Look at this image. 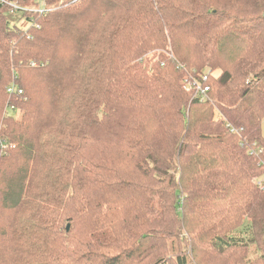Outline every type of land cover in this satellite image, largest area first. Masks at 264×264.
<instances>
[{"label": "trees", "instance_id": "trees-1", "mask_svg": "<svg viewBox=\"0 0 264 264\" xmlns=\"http://www.w3.org/2000/svg\"><path fill=\"white\" fill-rule=\"evenodd\" d=\"M263 126L264 0H0V264H264Z\"/></svg>", "mask_w": 264, "mask_h": 264}, {"label": "built area", "instance_id": "built-area-1", "mask_svg": "<svg viewBox=\"0 0 264 264\" xmlns=\"http://www.w3.org/2000/svg\"><path fill=\"white\" fill-rule=\"evenodd\" d=\"M17 10V9H15ZM44 10H41L43 12ZM16 12L12 11L11 14H15ZM165 54V53H164ZM36 64H32V66H35ZM162 66H165L162 64ZM210 73H204V74H197L195 75L192 73H187L181 83L184 87V89L191 94H194V98L200 100L201 102H210L211 98L209 96L210 87L208 85H205L209 79ZM213 75V74H212ZM7 93L10 96L13 95H22L23 91L18 89V87L15 84H12L8 87ZM14 107L11 108L13 110ZM15 148V146L9 142V140L2 138L0 136V154H7L11 149ZM253 154V153H252ZM1 172V169H0ZM255 183L259 185L264 190V185L261 180H255Z\"/></svg>", "mask_w": 264, "mask_h": 264}, {"label": "rangeland", "instance_id": "rangeland-1", "mask_svg": "<svg viewBox=\"0 0 264 264\" xmlns=\"http://www.w3.org/2000/svg\"><path fill=\"white\" fill-rule=\"evenodd\" d=\"M9 17H10L11 25L16 24L21 29H26L29 26V22L25 19L24 15L22 13L17 12V14L10 15ZM152 55L153 54H149L150 57H152ZM263 134H264V126H263Z\"/></svg>", "mask_w": 264, "mask_h": 264}, {"label": "water", "instance_id": "water-1", "mask_svg": "<svg viewBox=\"0 0 264 264\" xmlns=\"http://www.w3.org/2000/svg\"><path fill=\"white\" fill-rule=\"evenodd\" d=\"M67 230H69V225H68V227H67Z\"/></svg>", "mask_w": 264, "mask_h": 264}]
</instances>
